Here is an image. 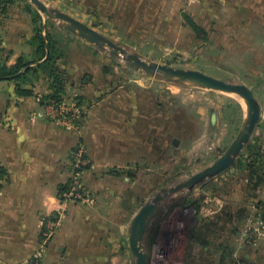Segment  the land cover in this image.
<instances>
[{
  "label": "rangeland",
  "instance_id": "374dc122",
  "mask_svg": "<svg viewBox=\"0 0 264 264\" xmlns=\"http://www.w3.org/2000/svg\"><path fill=\"white\" fill-rule=\"evenodd\" d=\"M42 1L145 60L199 70L253 90L261 120L248 144L251 149L246 147L233 167L193 191L166 197L159 227H148L143 244L149 252L174 233L175 256L185 264H264V168L255 163L256 172H251L249 158L251 151L264 155V49L247 56L239 48L244 43L223 47L225 26L219 29L206 12L198 19L192 16V5L207 0H157L163 3V20L145 16L143 9L138 18L116 16L112 5L117 0ZM146 1L134 7L148 12L151 0ZM17 6H31L44 22L60 26L46 20L29 0H17ZM254 22L264 36V20ZM247 33L256 35L254 30ZM59 46L64 55L58 70L65 72L67 82L63 100H42L47 118L70 131L75 144L57 169L63 182L53 186L52 207L30 220L29 228L39 223L37 243L22 261L3 259V235L20 237L11 232L24 220L10 219L3 226L0 215V264H135L129 237L136 214L156 195L216 162L238 135L246 104L235 94L150 77L77 36L62 38ZM127 121L136 130L129 158ZM117 146L126 152L116 153L121 163L113 166L112 148ZM6 177L0 169V203ZM183 199L189 200L184 207L179 203ZM27 236L31 239L30 232ZM85 243L91 248L86 250ZM59 246L68 252L61 253Z\"/></svg>",
  "mask_w": 264,
  "mask_h": 264
},
{
  "label": "crops",
  "instance_id": "0c3cea01",
  "mask_svg": "<svg viewBox=\"0 0 264 264\" xmlns=\"http://www.w3.org/2000/svg\"><path fill=\"white\" fill-rule=\"evenodd\" d=\"M137 1L147 2L117 0L118 5L115 2L112 11L116 16L123 18L131 16L138 18L143 9L145 16L163 20L162 1L160 3L151 0L147 7L148 12H145L144 7H134ZM14 5L9 6L0 18V50H3L2 54L8 58L9 66L15 65L20 57L32 59L35 51L33 45L35 27L32 17L25 8L26 4L25 7ZM129 9H132L131 14L128 13ZM191 11L192 16L197 19L206 12L207 20H214L217 26L220 25L219 29L225 26L224 30H227V33L223 35L225 42L223 47L229 49L236 43H244L241 47L239 45V48L245 50L247 56L252 55L255 49H264V36H260V27L254 22L264 20V0H207L204 5L200 2L193 4ZM176 15L181 17V9ZM234 26L238 27L236 31L232 29ZM58 27L62 29L64 38L75 37L61 26ZM214 29L216 27H211V30ZM250 30H254L256 35L248 34L247 31ZM77 39L83 41L78 36ZM219 39H222V36ZM59 61L61 63L62 57ZM44 74L47 73L41 72L36 79L35 76H30L22 82L21 88L31 91L30 95L19 94L16 82L0 81V169L7 174L0 203V215H3V226L8 224L10 219L14 222L15 218L25 221L20 222L21 226L16 223L15 228L18 230L11 232L19 233L20 237L3 235V259L13 263L22 261L35 249L39 223L35 225L31 223L29 228L30 220L45 210L47 205L50 204L52 207L54 202L51 204L50 201L55 200L53 186L57 187L63 182L57 174V169L62 167L64 156L71 152L75 144V138L70 131L60 129L47 118L42 99L48 98L51 88L50 84L45 82L46 78L49 80L48 75ZM126 125L129 158L132 151L130 138L132 131L136 130L130 121H127ZM117 136L120 137L121 134L117 132ZM112 151V165L116 166L117 162L121 163L120 156L116 153L126 151L120 146L113 147ZM29 232L31 239L27 236ZM84 245L86 250L91 248L88 243ZM59 249L61 253L67 251L65 246H59ZM86 261L88 262V259Z\"/></svg>",
  "mask_w": 264,
  "mask_h": 264
},
{
  "label": "water",
  "instance_id": "95a60500",
  "mask_svg": "<svg viewBox=\"0 0 264 264\" xmlns=\"http://www.w3.org/2000/svg\"><path fill=\"white\" fill-rule=\"evenodd\" d=\"M45 19L60 22V26L87 41L96 45L101 50L109 49L112 55L123 57L137 71L146 75L179 85L190 84L212 91L238 95L245 101L247 112L238 135L226 152L211 166L192 175L188 180L179 183L176 187L169 188L164 194L156 195L151 202L146 203L134 217L130 227V247L135 258V264H148L149 254L144 248V239L150 220L156 216L161 208V203L171 194L183 191H193L198 185L212 179L233 167L238 158L250 143L255 130L261 120V106L255 93L245 84L225 81L199 70L175 68L170 65L160 64L145 60L138 53H130L121 45L97 31L87 23L58 9L50 8L42 0H29ZM217 119L216 111H212V124Z\"/></svg>",
  "mask_w": 264,
  "mask_h": 264
},
{
  "label": "trees",
  "instance_id": "16d2710c",
  "mask_svg": "<svg viewBox=\"0 0 264 264\" xmlns=\"http://www.w3.org/2000/svg\"><path fill=\"white\" fill-rule=\"evenodd\" d=\"M16 1L0 0V12L5 13L7 8L15 4ZM27 11L31 14L35 27V37L33 39L35 51L33 58L29 60L25 57H20L15 65L9 66L7 63L8 58L4 57L2 54L3 50H0V81L16 82L18 83L17 92L19 94L30 95L31 91L21 88L22 82L26 81L30 76L37 78L41 72L48 73V77L52 81L50 86L51 94L48 96V99L59 103L63 100V94L67 86V82L63 77L65 72L58 70L59 58L64 55L62 48L59 46L62 43V38L64 40L63 31L53 22H44L39 13L36 10H32L31 6H27ZM247 147H250V145ZM249 158L252 164H254L253 168L251 167V172H256L255 163L257 166L264 168L263 154L256 155L251 151Z\"/></svg>",
  "mask_w": 264,
  "mask_h": 264
},
{
  "label": "built area",
  "instance_id": "2783aa9c",
  "mask_svg": "<svg viewBox=\"0 0 264 264\" xmlns=\"http://www.w3.org/2000/svg\"><path fill=\"white\" fill-rule=\"evenodd\" d=\"M177 236L174 233L168 234L160 239L157 244L148 252V264H185L175 256V243Z\"/></svg>",
  "mask_w": 264,
  "mask_h": 264
},
{
  "label": "flooded vegetation",
  "instance_id": "af4514ba",
  "mask_svg": "<svg viewBox=\"0 0 264 264\" xmlns=\"http://www.w3.org/2000/svg\"><path fill=\"white\" fill-rule=\"evenodd\" d=\"M180 204H181V206L182 207H184V206H186L187 204H189V200H187V199H183L182 201H180L179 202ZM186 204V205H185ZM162 208H160V210H159V212H158V214L156 215V216H154L151 220H150V222L148 223V226H147V229H148V227L151 225V224H153L154 226H156L157 228L159 227V224H160V222H159V219H160V217L162 216V214H163V212H162ZM147 233V232H146ZM146 237V236H145Z\"/></svg>",
  "mask_w": 264,
  "mask_h": 264
},
{
  "label": "bare ground",
  "instance_id": "6f19581e",
  "mask_svg": "<svg viewBox=\"0 0 264 264\" xmlns=\"http://www.w3.org/2000/svg\"><path fill=\"white\" fill-rule=\"evenodd\" d=\"M242 99V98H241ZM243 100V99H242ZM244 101V100H243ZM245 102V101H244Z\"/></svg>",
  "mask_w": 264,
  "mask_h": 264
}]
</instances>
